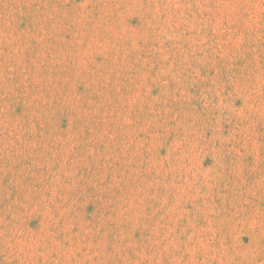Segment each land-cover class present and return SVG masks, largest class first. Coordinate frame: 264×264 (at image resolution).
Here are the masks:
<instances>
[{"label":"rangeland","instance_id":"1","mask_svg":"<svg viewBox=\"0 0 264 264\" xmlns=\"http://www.w3.org/2000/svg\"><path fill=\"white\" fill-rule=\"evenodd\" d=\"M0 264H264V0H0Z\"/></svg>","mask_w":264,"mask_h":264}]
</instances>
